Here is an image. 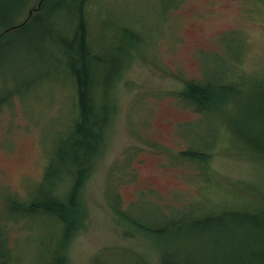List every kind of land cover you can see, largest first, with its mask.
I'll use <instances>...</instances> for the list:
<instances>
[{"label": "rangeland", "instance_id": "1", "mask_svg": "<svg viewBox=\"0 0 264 264\" xmlns=\"http://www.w3.org/2000/svg\"><path fill=\"white\" fill-rule=\"evenodd\" d=\"M40 2L27 0L18 20ZM88 7L92 43L111 67L115 61L111 70L101 60L96 65L97 85L112 78L96 93L99 113L112 121L83 177L72 228L54 214L24 209L44 207L33 206L34 195L49 164L58 170L42 184H49L53 203L68 205L75 179L63 172L77 157L87 163L80 138L71 134L77 96L70 61L52 38L40 42L32 25L2 38L0 98L9 103L0 105V264H138L135 258L160 264L154 236L126 220L130 215L170 228L175 215L259 212L253 205L264 201V144L256 139L264 130V0H88ZM2 17L4 25L14 21ZM51 19L60 29L70 25L65 15ZM29 79L35 82L26 88ZM190 82L225 89L213 104L204 98L197 105L183 95ZM201 229L164 235L163 245L201 264L219 260L209 243L229 252L240 240L245 258L264 247L255 226L237 239L228 228Z\"/></svg>", "mask_w": 264, "mask_h": 264}, {"label": "trees", "instance_id": "2", "mask_svg": "<svg viewBox=\"0 0 264 264\" xmlns=\"http://www.w3.org/2000/svg\"><path fill=\"white\" fill-rule=\"evenodd\" d=\"M27 0H0V48L6 47L2 46L3 37L7 36L8 32L17 29V32L26 31L32 25L34 28V34L40 36L38 39L40 42H44L48 38H52L55 43H57L61 50H63L65 59H69L70 66L66 69L70 78L75 79L73 86L74 92L76 91L77 96V112L76 118L72 129V135H78L80 140L76 141L77 147L84 148L86 150V161L76 158L75 162L69 165L63 173H70L71 178H74L70 194L68 196L69 203L72 207L76 208L74 210L65 204V207H61L58 203H53L52 195L48 192L49 184L44 186L43 182H48V177L53 169L58 170L56 165H48L45 175H43V180L41 184L37 186L34 198L37 200L33 206H38L39 203L44 204V207L39 209H30V203L24 208L26 212H46L54 214L61 219L63 222L69 221L70 227L75 226L79 221L78 203L76 198L79 196L78 191L80 190L83 177L90 173L93 168L95 160L101 154V150L104 146V135L105 131L109 126L110 120L106 114L99 113L98 109L101 106L100 99L96 96V93L104 89L105 81H110L112 78L105 77L104 82L97 85L98 81V70L96 65L98 61L101 60L105 62L107 66L106 69L111 70L115 66V61L112 60L114 66L109 65V60L107 57H101L98 52V45L92 43L93 29L90 25L92 10L88 7V0H58L54 4L47 5L51 0H41L37 8L31 10V13L23 20L19 21V15L21 13L22 7ZM68 3V4H67ZM59 10V11H56ZM56 12V13H54ZM9 14L14 21L4 25L2 23V15ZM63 15L67 16V20L70 23L65 29H60L56 25H51V23L56 22L51 19L53 16L61 18ZM124 29V30H123ZM120 30L121 33L128 30V28L123 27ZM135 31V30H130ZM119 33V34H121ZM132 33V32H131ZM122 41V40H121ZM120 41V43H121ZM5 45V44H4ZM0 57V61H2ZM61 63V62H60ZM60 69V67H59ZM35 80L29 79L26 82V88H29L34 84ZM76 82V83H75ZM220 89H225V87L220 85H215L214 83H188L183 92L185 97L195 102L197 105L201 102L210 100L211 104L215 101V95L220 94ZM229 89V87H228ZM20 95V94H18ZM207 98V99H204ZM8 98H0V105L8 102ZM203 102V103H204ZM111 105V109L114 112L115 106ZM200 107V106H198ZM244 138L243 136L239 135ZM256 139L259 141L258 144H264V130L260 136ZM254 147L256 144L250 139ZM132 156L136 153L135 148L132 147ZM89 153L93 154L92 159L89 157ZM192 157L201 158L202 154L207 155L205 152L191 151L188 152ZM203 155V156H204ZM209 155H207L206 159ZM90 159V161H89ZM89 161V162H88ZM127 165V164H126ZM126 167V166H125ZM124 167V169H125ZM57 174V173H56ZM62 174V173H61ZM56 176V175H55ZM56 178V177H55ZM113 189V186L111 187ZM56 197V196H55ZM118 200V199H117ZM69 206V207H68ZM260 206V207H259ZM252 207V206H250ZM253 207L261 208L259 212L253 209V211H248L247 207L244 210L231 209V210H215L202 211L201 215H193V217L188 215L187 218H175L178 215L173 216L170 220H173L170 228L163 227L162 224L157 226L155 222H149L144 219V216L139 215L132 216L130 219L126 218L132 225H138L149 234H152L155 238V243L158 244L161 252L160 264H201V260L194 259L191 254L187 257H179L178 254L171 252L167 246H164L163 236L175 232H183L184 230H191V227L202 228L200 231L208 233H216L219 229H230L232 232L237 233L236 239L239 238L240 233L245 227L259 228L264 235V201L261 204H255ZM150 206L146 207L145 214L149 213ZM71 209L76 211L77 217L74 218L71 215ZM224 214L225 217L221 216ZM144 214V215H145ZM151 216V215H150ZM249 221L251 225H244V221ZM169 221V220H168ZM167 222V221H166ZM68 223V224H69ZM161 223V222H159ZM150 235V236H152ZM67 236L65 232L63 239ZM240 240L236 241V248L234 251H222V247L213 246L209 243V247L217 252L216 258L218 261L213 262V264H264V247H258L247 251V258L242 257V248L238 244ZM217 242V241H216ZM175 251V250H174ZM138 264H147L143 258H135ZM198 260V261H196Z\"/></svg>", "mask_w": 264, "mask_h": 264}, {"label": "flooded vegetation", "instance_id": "3", "mask_svg": "<svg viewBox=\"0 0 264 264\" xmlns=\"http://www.w3.org/2000/svg\"><path fill=\"white\" fill-rule=\"evenodd\" d=\"M4 208H5V206L3 205L2 200H1L0 201V219H1L2 212L4 211ZM12 208H16V207L13 206ZM0 230H1V223H0ZM0 240H1V232H0ZM65 244H66V240L63 239V241H62V247H61L62 248L61 255H63L64 252H65Z\"/></svg>", "mask_w": 264, "mask_h": 264}]
</instances>
